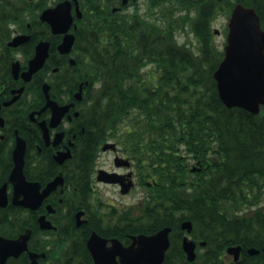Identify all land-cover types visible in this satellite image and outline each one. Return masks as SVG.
I'll return each instance as SVG.
<instances>
[{
  "label": "trees",
  "instance_id": "trees-1",
  "mask_svg": "<svg viewBox=\"0 0 264 264\" xmlns=\"http://www.w3.org/2000/svg\"><path fill=\"white\" fill-rule=\"evenodd\" d=\"M23 1L32 10L33 29H41L34 31L27 53L39 38L53 40L44 71L54 65L61 69L53 74L52 95L59 97L62 91L66 100L80 82L88 81L80 103L85 132H79L73 160L82 179L69 170L67 221L72 226L54 235L50 264H94L86 246L92 229L127 240V234L154 233L165 226L181 231L186 219L194 224V237L215 247L196 264H222L218 255L234 242L261 248L264 214H257V208L247 214L245 207L257 206L264 191V111L228 108L214 79L224 51L214 44L212 26L220 12L230 15L236 0H150L147 14L136 8L107 18L89 5L76 30L77 63L65 71L66 62L57 59L58 37L39 20L49 0ZM241 1L257 9L264 26V0ZM189 28L195 42L181 43L179 30ZM110 139L135 161L143 186L144 180L153 184L146 186L139 215L129 208L120 214L112 210L117 216L112 223L89 220L77 227L75 210L83 207L93 214L94 168L101 145ZM191 159L200 161L201 169L192 171ZM236 222H241L240 234ZM36 247L44 249L37 241L32 244ZM254 259L237 264H264ZM9 264L30 260L23 254ZM162 264L192 263L172 241Z\"/></svg>",
  "mask_w": 264,
  "mask_h": 264
},
{
  "label": "flooded vegetation",
  "instance_id": "flooded-vegetation-1",
  "mask_svg": "<svg viewBox=\"0 0 264 264\" xmlns=\"http://www.w3.org/2000/svg\"><path fill=\"white\" fill-rule=\"evenodd\" d=\"M62 1L64 0H57L54 2L49 0V6L39 12L40 22L46 23L42 21L40 17L45 9L54 7ZM140 1L141 0H85L84 5H82L81 0H79L80 9L83 14L82 17L77 16V10L74 4L72 9L74 21L70 32H74L75 25L78 29V24L84 17V9H88L89 5L95 4L101 17L107 18L111 17L113 14L127 15L133 13L135 10L132 12L128 11L130 5H136V8H138L140 7ZM144 1H146L149 9L150 0ZM23 2V0H0V235L9 239H18L20 235L25 233L28 229L32 230V235L28 241V249L23 251L18 257L10 256L6 264H9L10 260L19 259L23 254L28 256L30 264H32L30 256L32 252L40 255L38 257L39 264H50L48 253H51V250L57 245V243L53 242L54 235L59 236L60 229L65 231L68 226H72V224H68L67 221L68 206L66 197L72 191V184L68 181V178L72 175L68 173L69 170L71 172L75 170L77 178L80 180L82 179L81 169L78 168V165L74 163L73 160L79 132H85V126L81 119L80 105L83 98L80 101L75 100V92L78 89L73 92L72 96L69 98L66 97V100L62 91L58 93L60 94L58 95L59 97L52 95V81L55 80L53 74H57L61 69L60 65H54L50 67L48 71H44L51 57L53 40L51 38H39L33 46V51L30 52V54L27 53L26 46L32 42L34 31L41 32V29H33L32 10H27V5L23 4ZM93 12L94 10L92 9L91 13ZM50 32L52 36L58 37L59 40L56 45L58 51L57 59L62 63L66 62L62 69L65 71L69 65L75 66L70 62L71 58L76 59L75 47L70 54H62L58 50V45L63 41L64 34L54 35L51 27ZM20 35H29L30 39L18 46H11L9 43ZM40 40L51 41L50 56L43 68L34 73L30 80H26L23 77V73L29 69L30 60L35 56L36 46ZM20 53L24 56L23 62L17 57V54ZM16 62L20 64V71L17 76L13 72V66ZM4 66L7 68L5 73L3 72ZM45 83L50 85V97L59 105L74 103L61 122L56 126L51 125L53 113L51 107L43 109L48 100L43 89ZM39 84L41 85V91H39L38 88ZM76 112H78V114H76ZM19 138L23 139L26 143L24 174L28 181L38 184L40 192H43L46 186L57 177L62 176L64 180L63 184L58 185L56 189L52 190L51 193L43 199L38 209H32L31 207H26L19 203L20 200H23L24 196H21L17 200L14 197L15 185L10 181V177L15 167L14 150L18 144ZM69 149L71 150L72 156L66 158L63 162H59L57 160L59 153L66 152ZM107 151H111L114 154L113 165L112 167H97L98 159L96 160L93 182L94 195L96 193L97 183L117 186L121 192V183L100 181L98 176L101 175L100 170L102 169L109 173L118 171L122 174L133 171L135 184L133 189L141 187L142 177L139 171L137 172V167L134 164H132L130 168L125 165H117L115 161L117 156L126 157L120 147L115 150L107 149ZM120 180L125 182V179L122 177H120ZM145 182L147 183V181ZM75 189H79V186H75ZM144 191H146L145 188ZM30 192L35 194L36 186H33ZM159 198L162 200V193L159 194ZM101 205L102 203L97 205L93 201V214L87 208L83 207L75 210L72 214L74 218L73 225L78 226L76 217L79 211H84L82 218L85 220L87 219V222L89 220H99L106 224L112 223L113 220L115 221L117 219V216H112V210H116L115 212L118 214L123 211L114 206L108 212L104 213L102 212ZM256 208L257 214H264V192ZM43 215L46 216L47 220L52 222L54 228L45 229L41 227L39 219ZM19 219H22L23 223H20ZM236 224L238 226L237 233L240 234L242 232L240 228L241 222H236ZM93 230L94 229L91 230L90 235ZM132 235L133 234H127V240L119 239L125 246H129L133 242ZM103 236L104 238L110 239V237ZM42 237L45 238V241L42 240ZM186 237L195 242L196 257L191 260L192 264H196L198 258L201 260L215 249L207 240L196 238L191 232L187 233V230H181L175 233L171 231L170 246L172 241L180 244L186 258L187 253L183 247ZM36 241L42 244L44 249H40V247L32 248V244ZM260 243L263 244V246L259 248L260 253L255 254L249 251V248L252 246H245L242 242L230 243L218 255L219 262L222 264H237V262L249 259V257L255 258L254 260L256 262L262 261L264 260V239H262ZM61 244L63 246L61 250H64L66 242H62ZM110 245L111 242L109 241L108 246ZM231 246L239 248L229 252L228 248ZM237 253L238 258L236 259ZM42 254H45V256H42Z\"/></svg>",
  "mask_w": 264,
  "mask_h": 264
},
{
  "label": "water",
  "instance_id": "water-1",
  "mask_svg": "<svg viewBox=\"0 0 264 264\" xmlns=\"http://www.w3.org/2000/svg\"><path fill=\"white\" fill-rule=\"evenodd\" d=\"M74 4L77 16L82 17L79 0H64L54 7L45 9L40 16L42 21L50 24L54 35L64 34L63 41L58 45V50L62 54L70 53L76 40L75 34L70 32L74 21L72 14ZM75 28H77L76 25ZM216 32H219V30ZM29 39V35H20L15 37L9 44L18 46ZM50 48L51 41L40 40L38 42L35 56L30 60L29 69L23 73L26 80H30L34 73L43 68L50 56ZM224 52V57L214 72L221 100L229 108L240 107L253 114L260 113L261 106L264 105V29L261 26L260 16L254 7L246 6L241 2L235 4L228 22L227 43ZM70 62L76 64L74 58H71ZM19 71L20 64L16 62L13 66V72L17 76ZM83 85L84 83H81L79 90L75 93V98L79 101L83 98ZM43 89L48 99L43 109L51 107L53 112L51 125L56 126L74 103L59 105L50 97V85L48 83L44 84ZM108 148L116 149L117 145L114 142H107L103 149L107 150ZM25 153L26 143L19 138L14 150L15 167L10 181L15 185L14 197L16 200L24 196L19 203L32 209H38L43 199L58 185L63 184L64 180L62 176L57 177L46 186L43 192H40L39 185L28 181L24 174ZM71 156V150L69 149L66 152H60L57 160L63 162ZM116 161L118 165H131L130 160L123 157H117ZM100 174L98 178L102 181L120 182L123 193L130 191L134 185L133 180L126 181L127 178L132 176V173H107V171L101 170ZM120 177L124 178L125 182H122ZM33 186H36L35 194L30 192ZM83 214L84 211L77 213L78 225L86 221L82 219ZM39 221L42 228H54L52 222L47 220L44 215L40 217ZM182 228L190 232L192 222H183ZM171 229V227H164L153 234L140 233L133 235V242L129 246H125L118 238H104L93 231L87 241V246L96 264H161L170 245L169 235ZM31 235V229L20 235L18 239H9L0 235V264H6L10 256L18 257L23 251L27 250ZM109 241L111 242L110 246H108ZM183 247L188 259H195V242L186 237ZM236 248L239 247H229L228 250L230 252ZM250 252L254 254L258 253L259 250L251 248ZM30 256L32 264H39V254L32 252ZM42 256H45V254H42Z\"/></svg>",
  "mask_w": 264,
  "mask_h": 264
},
{
  "label": "rangeland",
  "instance_id": "rangeland-1",
  "mask_svg": "<svg viewBox=\"0 0 264 264\" xmlns=\"http://www.w3.org/2000/svg\"><path fill=\"white\" fill-rule=\"evenodd\" d=\"M57 1V0H51ZM140 10L142 13L147 14L150 10L147 7L146 1H140ZM136 9V5L131 4L128 11L132 12ZM166 13H170L169 10H165ZM229 16L228 13L222 11L220 12L214 20L213 23V31L218 29L219 33L214 34V44L223 49L226 44L227 39V29H228ZM186 30V29H185ZM178 39L181 43H190L191 41L195 42V38L193 33H191V29H187L186 31L179 30ZM191 45V44H190ZM17 57L21 62L24 61V56L22 53L17 54ZM114 141V140H111ZM121 150L122 147L120 146ZM190 157V156H188ZM114 154L111 151H103L99 152L98 156V164L97 167H112L113 165ZM193 161V160H192ZM96 193L93 197V201L99 205L102 203V212H108L112 207H118V209L124 210L129 208L135 215L140 214L141 210V201L144 199L145 191L144 187H136L128 194H123L120 192L117 186L114 185H103L100 183L96 184ZM115 204V205H113ZM142 212V211H141Z\"/></svg>",
  "mask_w": 264,
  "mask_h": 264
},
{
  "label": "bare ground",
  "instance_id": "bare-ground-1",
  "mask_svg": "<svg viewBox=\"0 0 264 264\" xmlns=\"http://www.w3.org/2000/svg\"><path fill=\"white\" fill-rule=\"evenodd\" d=\"M191 170H192V171H195V170H196V168H195L194 165H193V166L191 165Z\"/></svg>",
  "mask_w": 264,
  "mask_h": 264
}]
</instances>
